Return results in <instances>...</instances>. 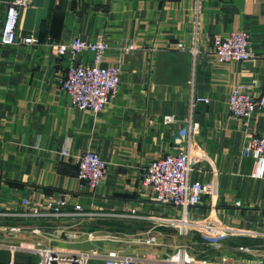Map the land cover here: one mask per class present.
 <instances>
[{"label":"crops","instance_id":"1","mask_svg":"<svg viewBox=\"0 0 264 264\" xmlns=\"http://www.w3.org/2000/svg\"><path fill=\"white\" fill-rule=\"evenodd\" d=\"M10 1L0 0V264H19L28 242L71 249L80 230L76 221L93 222L74 216L40 220L24 214V197L43 205L66 195L87 210L124 215L100 218L101 228H123V221L168 224L166 218L178 216L179 209L157 203L140 172L152 159L187 146L190 118L191 178L206 190L189 213L216 230L215 237L195 242L216 247L212 240L221 238V230L237 228L247 233L225 241L232 256L252 262L264 255L261 157L245 154L247 129L228 102L237 85L256 96L263 92L264 0H33L21 10L18 37L39 41L5 45L1 36ZM235 29L249 33L256 57L220 61L213 37ZM76 36L104 38L110 45L105 64L122 66L120 87L99 112L72 105L62 88L75 59L92 60L88 51L76 57L57 53L54 43ZM130 42L136 48L124 51ZM198 96L209 101L192 105ZM166 115L175 120L166 122ZM249 123V132L264 136V109ZM88 149L109 165L94 189L79 178L75 160ZM133 210L136 216H129ZM240 244L249 250L237 251Z\"/></svg>","mask_w":264,"mask_h":264},{"label":"built area","instance_id":"2","mask_svg":"<svg viewBox=\"0 0 264 264\" xmlns=\"http://www.w3.org/2000/svg\"><path fill=\"white\" fill-rule=\"evenodd\" d=\"M32 2L33 0H11L9 2L7 16L3 25L1 43L5 45H13L17 42L34 44L39 41V38L34 35L22 38L18 37V23L21 10ZM178 46L185 48L182 42H179ZM54 47L59 54L70 51L75 57L87 51L92 53V60L89 63L79 62L75 59L68 66L61 84L62 88L70 96L72 105L81 110H91L93 112L104 110L117 93L122 76V66L120 64H105L106 53L110 49L109 43L104 38L92 41L82 36H76L66 42L54 43ZM212 47L220 61L246 62L256 57L249 33L241 29H235L226 34L215 35L212 40ZM135 48L136 45L133 42L126 43L123 46V50L127 52ZM197 52V49H194L195 55ZM196 101L208 102L209 98L198 96L192 105ZM228 102L232 116L241 119L245 129H247V143L244 152L246 155L255 154L261 157L259 171L263 174L264 136L249 132V119L257 110L264 109V89L261 95L256 96L244 85H237L232 89ZM174 120L175 117L173 115L165 116L166 122H173ZM188 122L187 146L175 153H168L152 159L140 172L141 184L152 191L153 199L157 203L163 206L172 205L177 207L179 212L182 213L179 219L172 220L167 218L166 222H181V224H178L179 231L185 235L190 230L212 228V224H204L205 221L197 220L196 217L189 213L191 207L202 202L206 187L201 181L192 180L191 178V173L194 170L191 143L195 132V122L192 118ZM75 160L79 168V178L91 188H96L108 171V162L101 158L93 149H88L75 155ZM22 202L25 207H28V211L24 214H31L40 220L82 215H88L90 218L92 216L103 218L111 215V213L87 210L81 203L75 202L71 204L70 198L66 195L61 196L56 202L43 205L33 203L26 197L22 199ZM69 205L74 206L73 210H67ZM16 229L20 231L21 227L18 226ZM227 230L247 233L237 228H229ZM88 233L86 232V234ZM144 243L146 245L157 244V234L152 233V235H148L144 239ZM36 245L38 247L26 246L24 249L33 250V252L40 254L39 264H219L207 255L198 257L197 255H190L187 252L158 257L156 255L123 254L118 253L116 250L104 253L64 249L45 246L42 241H39ZM238 248L248 251L250 247L241 245ZM229 261V263H234L231 260ZM238 264H264V255L258 254L252 262L247 260L240 261Z\"/></svg>","mask_w":264,"mask_h":264},{"label":"rangeland","instance_id":"3","mask_svg":"<svg viewBox=\"0 0 264 264\" xmlns=\"http://www.w3.org/2000/svg\"><path fill=\"white\" fill-rule=\"evenodd\" d=\"M192 148V145H191ZM93 211V210H91ZM135 212V211H134ZM133 212L132 215L129 216H136V214ZM113 213V212H111ZM180 215L182 213L179 212L178 216L171 217L170 219L176 220L179 219ZM109 216H115V217H122L123 214L120 213H113ZM80 218H87L92 220L89 221V223L84 225V221H76L80 230H78L77 235L73 238H71V249H78L81 251H91V252H104L108 253L110 251L116 250L118 253H132V254H138V255H156L158 257H165L167 254L170 255H177L179 253H189L190 255H197L198 257L207 255L210 258H212L215 262L219 264H238L240 263L239 260H236L232 254L234 253V250H229L226 245V240L230 237H233V235H246L243 233H238L237 231H229V230H221L220 239L218 240H212V242H216V247H213L212 245L208 246V242H201L197 243L195 242V239L198 238H212L215 237L216 233L215 229L208 228V229H194L190 230L188 234H182L179 231L178 224L181 222L178 221H168V224L163 223L162 219H159L156 224H150V225H144L141 223H135V222H124L120 223V225L123 226V228H104L100 227V217L99 216H90L88 215H82V216H76L74 219ZM167 219V218H166ZM211 224L212 222H205L204 224ZM202 224V223H201ZM215 225V224H214ZM21 227V226H19ZM22 228V227H21ZM86 232H89L86 234ZM92 234L90 235V233ZM152 233L157 234L158 243L155 245H146L144 243V239L148 235H152ZM249 234V233H248ZM17 235V234H16ZM19 235H17L18 237ZM20 237V236H19ZM260 237V236H259ZM21 241V240H20ZM26 241V240H23ZM34 242H28L26 245L28 246H35L38 247V245L33 244ZM241 245V244H240ZM264 245V243H263ZM47 246V245H45ZM239 246V245H238ZM57 248H62L58 247ZM209 247H213L210 250ZM26 254H24L23 257L19 258V264H35L39 260L38 253L33 252V250H25ZM237 251H243L238 248ZM29 253V254H27ZM231 254V255H230ZM32 259V260H31ZM233 261L234 263H229L230 261ZM40 262V261H39Z\"/></svg>","mask_w":264,"mask_h":264}]
</instances>
